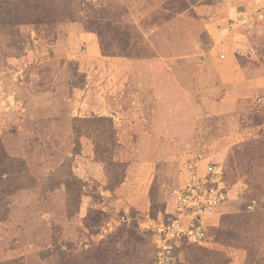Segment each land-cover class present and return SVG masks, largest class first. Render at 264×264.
Returning <instances> with one entry per match:
<instances>
[{
    "label": "rangeland",
    "instance_id": "1",
    "mask_svg": "<svg viewBox=\"0 0 264 264\" xmlns=\"http://www.w3.org/2000/svg\"><path fill=\"white\" fill-rule=\"evenodd\" d=\"M0 147V264H156L120 216L211 163V238L171 264H264V0H0Z\"/></svg>",
    "mask_w": 264,
    "mask_h": 264
},
{
    "label": "built area",
    "instance_id": "2",
    "mask_svg": "<svg viewBox=\"0 0 264 264\" xmlns=\"http://www.w3.org/2000/svg\"><path fill=\"white\" fill-rule=\"evenodd\" d=\"M194 165L189 170L186 185L173 192L174 208L171 212L166 209L157 216H152L149 211L139 212L135 216L125 212L120 216L122 222L133 221L140 229L152 234L156 264H171L174 241L183 238L199 245L204 243L206 215L226 198L222 168L211 163L199 173Z\"/></svg>",
    "mask_w": 264,
    "mask_h": 264
},
{
    "label": "crops",
    "instance_id": "3",
    "mask_svg": "<svg viewBox=\"0 0 264 264\" xmlns=\"http://www.w3.org/2000/svg\"><path fill=\"white\" fill-rule=\"evenodd\" d=\"M232 61L233 60H228V61H220L219 63L220 64H218L220 67L221 66H230L231 67V64H232ZM203 62H204V60H203ZM232 68V67H231ZM230 71H227V73H225V74H221V78H220V76H218V74L217 73H215V77L217 78V77H219V78H217L218 80H219V86H221L222 87V89L223 90H225V92L226 93H229V94H231L233 91H234V89H232V85H231V80L232 79H234V78H236V76L237 75H239V73H240V71H236V69H235V66H234V68L233 69H229ZM213 79H214V77H213ZM233 84V83H232ZM152 139H156L157 141H159V138H152ZM154 141V140H153ZM200 168H201V166H200ZM167 209V208H166ZM216 209V208H215ZM215 209H213V210H211L209 213H207V215H206V218H208L209 217V215H212L215 211Z\"/></svg>",
    "mask_w": 264,
    "mask_h": 264
},
{
    "label": "trees",
    "instance_id": "4",
    "mask_svg": "<svg viewBox=\"0 0 264 264\" xmlns=\"http://www.w3.org/2000/svg\"><path fill=\"white\" fill-rule=\"evenodd\" d=\"M104 119H106L105 117L104 118H102V120H104ZM4 148L3 147H0V160L2 161V158H4L3 159V164H4V167L5 168H7V165H8V163H7V160H11V158H9V157H7V155H6V153L4 152ZM1 162V163H2ZM2 174V173H1ZM3 174H5V173H3ZM3 180V179H2ZM1 181V180H0ZM154 216V215H153ZM134 225H136V224H134ZM148 233H150V232H148ZM151 234V233H150ZM152 235V234H151ZM211 238V236H210V233H209V229L208 228H206V233H205V242H207V240H209ZM182 242H186V243H189V244H192V245H199V244H197V243H191V242H188L186 239H180V240H178V241H174V242H172V250H171V257L173 258L174 257V252H175V249H176V247L178 248V245H179V243H182ZM153 250H154V259H155V256H156V248H155V245L153 244Z\"/></svg>",
    "mask_w": 264,
    "mask_h": 264
}]
</instances>
